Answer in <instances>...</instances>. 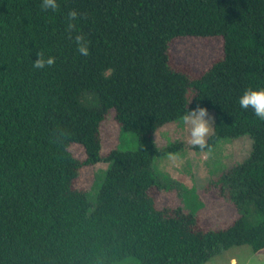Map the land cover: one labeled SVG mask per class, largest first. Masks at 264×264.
Listing matches in <instances>:
<instances>
[{
  "label": "trees",
  "instance_id": "16d2710c",
  "mask_svg": "<svg viewBox=\"0 0 264 264\" xmlns=\"http://www.w3.org/2000/svg\"><path fill=\"white\" fill-rule=\"evenodd\" d=\"M41 2L0 0V264H204L232 246L264 249V121L239 105L264 88V0H58L55 12ZM72 9L86 17L87 57L65 30ZM184 36L222 39V57L194 79L168 64L169 42ZM40 51L55 64L35 69ZM197 107L213 113L210 149L252 142L215 180L237 214L225 229L196 231L195 211L147 195L160 188L154 158L180 144L158 148L152 133ZM110 110L135 149L101 154ZM101 162L92 204L73 182Z\"/></svg>",
  "mask_w": 264,
  "mask_h": 264
},
{
  "label": "rangeland",
  "instance_id": "374dc122",
  "mask_svg": "<svg viewBox=\"0 0 264 264\" xmlns=\"http://www.w3.org/2000/svg\"><path fill=\"white\" fill-rule=\"evenodd\" d=\"M169 67L186 73L191 79L199 77L211 63L222 57L220 37L184 36L173 38L168 46ZM213 119L212 111H207ZM101 154L107 155L114 148L133 150L136 139L133 133L120 134L110 110L99 125ZM158 148L179 142L176 160L169 154L154 158L153 170L160 188L151 186L147 195L158 209L172 211L180 208L183 213L196 214V231L225 229L237 217L235 208L227 200L225 192L215 183L219 175L237 162H241L252 152V142L248 136L235 139H221L217 145L207 150H194L187 143L188 129L181 120L158 127L151 135ZM70 152L79 161L84 159V151L78 144H71ZM108 163L82 166L74 180V187L86 192L90 203L94 204ZM95 176V179H94ZM204 264H264V249L253 252L247 245L232 246L212 256Z\"/></svg>",
  "mask_w": 264,
  "mask_h": 264
},
{
  "label": "clouds",
  "instance_id": "9594fccd",
  "mask_svg": "<svg viewBox=\"0 0 264 264\" xmlns=\"http://www.w3.org/2000/svg\"><path fill=\"white\" fill-rule=\"evenodd\" d=\"M42 11H57L59 8L58 0H42L40 4ZM86 18L83 13H79L77 10L72 9L67 13L66 33L69 38L72 39L76 45L77 52L84 57H87L89 53V40L87 37L77 30V21L79 19ZM37 59L33 61V67L35 69H44L51 67L55 64V58L52 56L46 57L42 51L37 52ZM239 105L242 109L253 110L254 115L261 121H264V88L253 89L247 88L243 94L239 97ZM184 125L188 129L187 143L192 149L207 150L210 153L208 145V138L214 132V121L208 114L207 109L203 107H197L192 111H186L180 118ZM59 136L65 135L60 131L57 133ZM170 160H176L175 154H169Z\"/></svg>",
  "mask_w": 264,
  "mask_h": 264
}]
</instances>
